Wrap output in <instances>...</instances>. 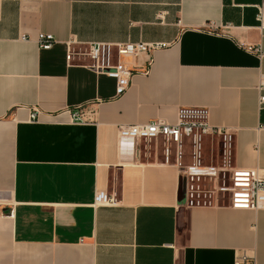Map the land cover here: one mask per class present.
Segmentation results:
<instances>
[{"label": "crops", "instance_id": "1", "mask_svg": "<svg viewBox=\"0 0 264 264\" xmlns=\"http://www.w3.org/2000/svg\"><path fill=\"white\" fill-rule=\"evenodd\" d=\"M127 42L163 47L122 59L136 71L122 95L68 57ZM263 87L264 0H0V264H264V209L230 207L209 177L180 202L175 153L119 136L207 108L234 133L232 169L264 177ZM98 191L118 204L95 206Z\"/></svg>", "mask_w": 264, "mask_h": 264}, {"label": "built area", "instance_id": "2", "mask_svg": "<svg viewBox=\"0 0 264 264\" xmlns=\"http://www.w3.org/2000/svg\"><path fill=\"white\" fill-rule=\"evenodd\" d=\"M39 43L42 49H51L55 44L52 35L41 34ZM163 47L160 44L147 43H120L116 45L97 43L89 47L87 53L71 52L69 60L76 55L87 56L91 60L90 67L99 73L109 74L115 77L117 81V93L122 95L130 88L132 79L136 74L134 69L127 67L123 58H139L141 55H148ZM256 52H260L256 50ZM147 72V70L145 71ZM144 72V73H145ZM264 89V87H263ZM260 104L264 105V96L260 98ZM39 117L38 110L31 114V119L37 121ZM73 121L83 122L81 113H73ZM264 128V127H263ZM234 133L225 127H214L209 122V111L202 107H180L178 110L177 122L170 124L163 120H154L146 124H136L120 129V139L124 141L145 140L161 141L164 147L165 157L174 155L176 162L180 165L182 179L184 181L185 202L197 204L196 194L198 186L196 182L202 177L214 178L220 180L222 186L220 191L227 196L230 207H241L252 210L264 209V177L251 171L234 170L201 165L202 159L201 138L218 137L224 142V147H231ZM193 143L194 155L193 163L184 164V149L187 147V141ZM232 155V147H231ZM231 172L228 177L221 179L220 172ZM225 196V197H226ZM118 199L115 195H109L105 192H96L94 198L95 206H115ZM237 264H251L244 258Z\"/></svg>", "mask_w": 264, "mask_h": 264}, {"label": "rangeland", "instance_id": "3", "mask_svg": "<svg viewBox=\"0 0 264 264\" xmlns=\"http://www.w3.org/2000/svg\"><path fill=\"white\" fill-rule=\"evenodd\" d=\"M208 137L211 138V136H208ZM212 139L213 140L211 142H213L215 140L214 141L215 147L209 146V149L207 152L208 158H209V161H208L209 166H219L220 168L230 169L232 167L231 147H229V146L227 148L224 147V145H225L224 142L221 141V139H218V137H215V139L214 138H212ZM187 148H188V153L184 155V162H183L184 164L193 163L192 158L194 155L193 154L194 149H193L192 140L187 141ZM230 173L231 172H229V171L220 172L221 179H223V177H225V176L228 177L230 175ZM226 198H227V196H226Z\"/></svg>", "mask_w": 264, "mask_h": 264}, {"label": "water", "instance_id": "4", "mask_svg": "<svg viewBox=\"0 0 264 264\" xmlns=\"http://www.w3.org/2000/svg\"><path fill=\"white\" fill-rule=\"evenodd\" d=\"M185 191H184V181L181 179V186H180V194H179V200L181 202L182 198L184 197Z\"/></svg>", "mask_w": 264, "mask_h": 264}]
</instances>
